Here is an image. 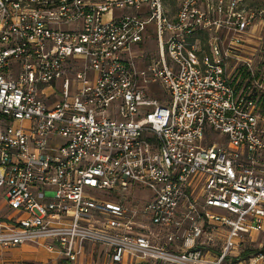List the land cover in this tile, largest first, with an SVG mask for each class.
I'll use <instances>...</instances> for the list:
<instances>
[{
    "label": "built area",
    "instance_id": "built-area-1",
    "mask_svg": "<svg viewBox=\"0 0 264 264\" xmlns=\"http://www.w3.org/2000/svg\"><path fill=\"white\" fill-rule=\"evenodd\" d=\"M0 191L4 251L242 264L264 230V7L0 0Z\"/></svg>",
    "mask_w": 264,
    "mask_h": 264
},
{
    "label": "rangeland",
    "instance_id": "rangeland-1",
    "mask_svg": "<svg viewBox=\"0 0 264 264\" xmlns=\"http://www.w3.org/2000/svg\"><path fill=\"white\" fill-rule=\"evenodd\" d=\"M245 2L249 7H252L254 9H261L264 7V0H245ZM147 50L149 51L148 53L150 55H152L153 53L156 54V41L155 40L148 42ZM156 89L160 91V86H157ZM159 96L162 99H168L165 97L163 98L162 92H159ZM1 192L2 191H0V195L3 197L4 193H1ZM86 192H89V191H86ZM95 194L99 197H103L105 195L103 191L95 192ZM149 199H150L149 190L142 188L138 185L131 186L129 188V191L125 195V202L129 205L132 202L133 203L136 202L134 205L139 206V205L144 204L146 200H149ZM112 200L114 199L112 198ZM2 202L4 201H2V198L0 197V206H2ZM6 213L7 211L1 207L0 215H4ZM252 240L253 241H245L243 244L240 245V247H238V250L234 248L230 253L231 256L234 254L235 251H237L238 255H240L241 256L240 258L243 260L242 264H249L248 263L249 257H252L253 255L257 253L264 254V230L259 234H253ZM37 249H38V252L34 254L35 258H39V259L45 258L46 256L44 252L40 248H37ZM12 255H13L12 252L0 250V260L1 259L7 260L11 258ZM257 264H264V262H259Z\"/></svg>",
    "mask_w": 264,
    "mask_h": 264
},
{
    "label": "crops",
    "instance_id": "crops-1",
    "mask_svg": "<svg viewBox=\"0 0 264 264\" xmlns=\"http://www.w3.org/2000/svg\"><path fill=\"white\" fill-rule=\"evenodd\" d=\"M40 247L32 245H21L15 249L8 250L12 252V257L9 259H1L0 264H58L57 257L49 256L45 251L40 248L45 258H35L34 254L38 252ZM219 249V248H218ZM216 248V250L218 251ZM2 250V249H0ZM83 254L78 257L77 264H105L107 262V249L102 246L92 245L85 243L83 245ZM117 264H151L140 259H134L124 255L121 262Z\"/></svg>",
    "mask_w": 264,
    "mask_h": 264
}]
</instances>
